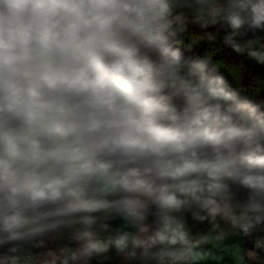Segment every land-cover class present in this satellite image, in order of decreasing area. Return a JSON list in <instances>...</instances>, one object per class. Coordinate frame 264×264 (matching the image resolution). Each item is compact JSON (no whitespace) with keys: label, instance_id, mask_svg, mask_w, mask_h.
I'll return each instance as SVG.
<instances>
[{"label":"clouds","instance_id":"obj_1","mask_svg":"<svg viewBox=\"0 0 264 264\" xmlns=\"http://www.w3.org/2000/svg\"><path fill=\"white\" fill-rule=\"evenodd\" d=\"M190 24L264 64V0H0V264H196L221 222L264 251V96L185 59ZM116 218L135 231L101 238ZM64 231L74 247L23 251Z\"/></svg>","mask_w":264,"mask_h":264},{"label":"rangeland","instance_id":"obj_2","mask_svg":"<svg viewBox=\"0 0 264 264\" xmlns=\"http://www.w3.org/2000/svg\"><path fill=\"white\" fill-rule=\"evenodd\" d=\"M221 2H223V0H221ZM185 11L190 16L193 14L191 10L185 9ZM204 31H210L214 34L218 32L217 39L212 42L206 39L200 40L199 37L203 35ZM227 31L228 29L222 28L221 26L202 31L197 26L190 24L187 31L177 35L176 39L180 42L177 46L182 50L185 59L203 58L211 54L213 56V63L217 65L218 71L229 76L230 82L235 90L238 91L242 97L247 96L254 101H258L264 96V64H259L247 58V56H236L229 49L222 47L223 36ZM256 37H259V44L256 46L264 48V33L258 32L256 33ZM252 38H254L253 33L242 34L239 37L241 42ZM194 41L196 42L194 43ZM111 221L113 227L108 226L106 230L100 227V222L97 223L96 231L101 238L114 235L117 230L135 231L134 229H125L124 222L119 218L112 219ZM38 245H40L39 240L23 246V251H31L33 255L39 259L43 257L45 248L58 249L64 246H75L70 239V233L68 231L58 234L55 238L52 236L46 237L44 238L43 246L37 247ZM2 249L4 248H0V251ZM208 251L213 262L215 259H218V250L215 249V247ZM254 251L255 250L251 253ZM251 253H249L250 257L252 256ZM256 255L258 254L256 253ZM226 257H229V255ZM89 264H141V261L129 259L126 254L118 253L113 248L107 253L93 257Z\"/></svg>","mask_w":264,"mask_h":264},{"label":"crops","instance_id":"obj_3","mask_svg":"<svg viewBox=\"0 0 264 264\" xmlns=\"http://www.w3.org/2000/svg\"><path fill=\"white\" fill-rule=\"evenodd\" d=\"M234 191H237L241 198L245 196V193L242 190L234 189ZM184 219L186 227L189 228L194 239L210 231V225L207 222H204L203 224L196 223L187 216H185ZM106 223L109 227H113L111 220ZM221 229L226 233L225 238L220 241H212L202 245L201 250H206L205 252H207L208 255L196 262V264H264V251L257 252V257H250L249 253H251L253 249L248 247L241 234H237L228 225H225L222 222ZM214 247L218 250L217 256L219 257L213 262L208 250ZM228 255L229 257H226Z\"/></svg>","mask_w":264,"mask_h":264},{"label":"built area","instance_id":"obj_4","mask_svg":"<svg viewBox=\"0 0 264 264\" xmlns=\"http://www.w3.org/2000/svg\"><path fill=\"white\" fill-rule=\"evenodd\" d=\"M242 235V234H241ZM259 236H264V232H261L260 230H257L256 233H254V237H259ZM242 238L244 239V241L246 242V244L248 245L249 248L254 249V244H253V237H249V238H245L242 235Z\"/></svg>","mask_w":264,"mask_h":264},{"label":"trees","instance_id":"obj_5","mask_svg":"<svg viewBox=\"0 0 264 264\" xmlns=\"http://www.w3.org/2000/svg\"><path fill=\"white\" fill-rule=\"evenodd\" d=\"M249 33H251V32H247L246 34H249ZM184 57H185V56H184ZM219 74L222 75V76L224 77V79H225L227 85H228L230 88L235 89L234 86L232 85V83L230 82V78H229V76H228L227 74H224V73H221V72H219ZM4 251H5V248L2 249L0 252H4Z\"/></svg>","mask_w":264,"mask_h":264}]
</instances>
